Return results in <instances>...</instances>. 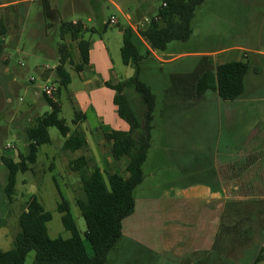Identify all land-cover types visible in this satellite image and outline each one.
<instances>
[{"label":"crops","instance_id":"crops-1","mask_svg":"<svg viewBox=\"0 0 264 264\" xmlns=\"http://www.w3.org/2000/svg\"><path fill=\"white\" fill-rule=\"evenodd\" d=\"M99 2L89 0L91 10L99 11ZM126 17L129 19L128 14ZM142 19L143 16L139 21ZM130 26L135 29L132 24ZM156 52L151 51L145 62L156 60L172 63L175 60H162ZM88 55V64L81 72H75L78 81L74 83L71 78L67 93L75 111L79 113L74 128L81 130L85 141L79 149L71 150L65 147L66 138L63 136L59 153H55L51 159L53 167H56V158L58 166L71 173L65 176L69 186L71 178H78L81 195L76 199L81 200H85L86 195L79 173L70 168L71 161L84 157L102 172L108 165L113 170L107 173L119 172L124 177L128 176L127 159L114 160L111 157L104 145L103 134L112 130H129L128 124L117 114L115 92L106 83H116L131 75L127 71L123 77L117 76L109 46L102 37L89 41ZM203 56H208L214 67L229 61H243L249 65L238 109L244 127H252L244 134L243 150H240L242 155L239 158L227 156L220 161L215 156L218 151L208 143L210 131L222 121V106L231 101L222 100L215 91L207 92L198 101L189 94L175 96L165 93L162 106L159 110L156 107L151 146L142 167L144 178L134 192L135 208L123 221L121 239L111 253L108 264H235L228 254L236 247L249 245L253 241L256 231L254 221L257 218V224L263 229L261 234L264 235V49L231 47L201 52L197 54V59L201 61ZM75 57H78L77 51ZM197 68L173 72L172 75L186 76L197 71ZM44 73L40 76L43 77ZM6 76L3 73V78ZM167 88L164 92H167ZM34 92L39 94L37 90ZM211 105L216 106V110ZM35 107L36 103L30 102L24 110ZM226 108L225 114L233 110ZM203 117L206 118L203 120ZM202 125L204 127L201 129ZM202 135H205V139H202ZM154 141L162 146L155 149L153 157H149ZM149 158H152L151 162L173 163L180 178L149 179L150 172L147 175L144 171ZM239 185L247 190L234 196L233 190ZM235 231H240V238L234 237ZM221 232L224 234L219 242ZM219 244L225 248L222 255L214 249ZM259 247L262 250L259 262L264 263V243Z\"/></svg>","mask_w":264,"mask_h":264},{"label":"rangeland","instance_id":"rangeland-1","mask_svg":"<svg viewBox=\"0 0 264 264\" xmlns=\"http://www.w3.org/2000/svg\"><path fill=\"white\" fill-rule=\"evenodd\" d=\"M47 1L50 8L57 11V19L51 20L44 16L43 0H0V23L8 28V34L3 41V53L0 56V158L10 156L17 160L18 152L25 154L27 151L26 128L34 123L36 116L50 111L49 104L40 94L44 84V79L40 75L44 67L53 68L58 62L57 46L62 42L58 27L61 21L77 20L89 28H94L96 32L87 33L84 38L90 41L102 37L109 46L115 63V73L123 77L127 71L132 75L133 69L122 63L120 55L122 34L119 33L130 24L134 26V30L140 29L145 21L148 22L155 16L162 3V0H100L98 11L91 10L89 0ZM126 14L129 15V19ZM112 16L116 19L113 25L109 23ZM141 16L143 19L139 21ZM88 18L91 20L89 21ZM103 22L107 23L104 31ZM191 28L192 34L189 40L172 41L167 45L166 51L156 52L162 60L175 58L174 62L147 60L143 64L142 79L152 86L156 94L157 110L162 106L165 98L164 89L170 85L169 75L173 72L195 69L200 62L197 54L231 47L246 50L264 49V0H205L196 8ZM64 42L75 51V45L68 36H65ZM139 50L141 53L145 52L144 42L139 45ZM246 54L251 53L246 52ZM67 70L73 82L76 83L77 74L70 66ZM3 73L7 75L5 78ZM46 74L50 82L54 83L53 70L47 69ZM30 77L35 78V81H29ZM35 90L39 94H35ZM67 93L68 89H61L57 98L61 107L59 115L73 130L75 129V109ZM130 93L132 104L139 110L140 100L133 91ZM262 94H264V88ZM240 99L227 102V105L222 106V121L217 123L208 136V143L218 151L215 156L220 161L231 155L235 158L241 157L244 134L252 127L251 125L244 127L241 122ZM30 102L36 103L35 109L25 111L24 107ZM226 106L233 110L225 114ZM211 108L216 110V106L211 105ZM205 118L203 117V120ZM203 127L204 125L200 128ZM208 129L211 130L209 126ZM48 132L51 144L40 147L37 162L32 166V170L17 174L15 194L11 201L3 193L6 170L0 159V249L12 248L14 238L19 231L18 217L25 209L27 199L35 195L45 210L52 215L51 220L46 224L51 238L70 236L69 231L62 225L61 214L56 209L61 198L69 201L85 249L92 256L91 246L84 237L85 224L75 205L76 198L81 195L80 182L77 177L71 178L70 187L65 176L71 173L64 167H59L56 158L54 160L56 167L51 165V159L55 153H59L58 149L62 146L64 137L55 127L49 128ZM202 139H205V135H202ZM7 145L11 147L7 148ZM161 146L154 141L149 157H153L155 149ZM149 159L150 161L144 165L145 173L148 175L150 172L149 179L164 177L177 180L180 178L177 167L173 163L151 162L152 158ZM54 168L56 169L53 170ZM103 170L107 173L113 169L107 165ZM245 190H247L245 187L239 185L233 190L234 196L244 193ZM257 223L258 218L254 221L256 231L253 241L249 245L236 247L233 252H230L231 254H228L235 264H252L255 256L259 254L262 246L259 247V244L264 243V235L261 234L263 229ZM33 260L34 252L31 251L27 254L24 264H33Z\"/></svg>","mask_w":264,"mask_h":264},{"label":"trees","instance_id":"trees-1","mask_svg":"<svg viewBox=\"0 0 264 264\" xmlns=\"http://www.w3.org/2000/svg\"><path fill=\"white\" fill-rule=\"evenodd\" d=\"M43 2L44 16L51 20L57 19V11L50 8L47 0ZM204 2L205 0H162L155 16L150 18L144 27L134 30L127 26L122 30L121 60L124 65L133 69V74L116 83L107 82L106 85L114 90L117 114L128 124L129 130L104 132L103 139L114 160L123 157L127 159L128 176L124 177L119 172L104 173L84 157L70 162L71 170L79 173L86 195L85 200L76 199L75 205L83 218L84 237L89 242L93 255L90 256L85 249L69 201L61 198L56 209L61 214L62 225L69 231L70 236L51 238L46 224L52 215L33 195L27 199L25 209L18 217L19 231L12 248L0 249V264H24L27 254L31 251L34 252L33 264L109 263V257L121 239L123 221L134 211V192L143 181L142 167L151 146L157 98L151 86L142 79L143 64L151 55V51L164 52L172 41L189 40L195 10ZM106 27L107 23L104 24L103 31ZM58 28L62 42L57 46L58 62L52 69L56 99L42 95L49 104L50 111L37 116L34 123L26 128V153L18 152L17 160L9 156L1 157V163L6 170L3 193L10 201L15 194L17 174L32 170V166L37 162L40 147L51 144L48 127L57 128L66 138L65 147L68 149L77 150L85 141L79 128L71 130L60 117L61 107L57 98L61 89L67 90L71 82L67 67L70 66L74 72L79 73L88 64L89 40L84 36L87 33H95L96 30L80 21H61ZM7 32V26L0 23V56ZM65 36L75 45L78 57H75V51L69 44L64 42ZM142 42L146 44L144 53L139 50ZM248 69V63L243 61L224 62L214 67L209 57L203 56L197 71L186 76L170 75V85L164 93L175 96L189 94L198 101L207 92L215 91L222 100L233 101L243 95L244 78ZM43 78H48L46 72ZM131 91L140 100L139 110L132 104ZM78 118L79 113L75 111L74 123ZM222 234L224 233L221 232L218 236L219 242ZM233 235L235 238L241 237L240 231H235ZM214 249L219 255L225 252V248L220 244ZM261 256L262 250L252 264H257Z\"/></svg>","mask_w":264,"mask_h":264},{"label":"built area","instance_id":"built-area-1","mask_svg":"<svg viewBox=\"0 0 264 264\" xmlns=\"http://www.w3.org/2000/svg\"><path fill=\"white\" fill-rule=\"evenodd\" d=\"M109 23H110L111 25L115 24V23H116V19H115L113 16L110 17V19H109ZM147 23H148V22L145 21V22L142 24L141 28L144 27ZM20 65H23V64L20 63ZM54 67H55V66H54ZM54 67H53V68H54ZM53 68L44 67V72H46L47 69L50 70V69H53ZM41 78H43V77H41ZM43 79H44V78H43ZM29 81H31V82L35 81V78L30 77V78H29ZM55 93H56V85H55L54 83L50 82V79H44V84H43L42 87H41L40 94L46 96V97L49 98V99L55 100ZM8 147H11V146H10V145H7V148H8Z\"/></svg>","mask_w":264,"mask_h":264}]
</instances>
